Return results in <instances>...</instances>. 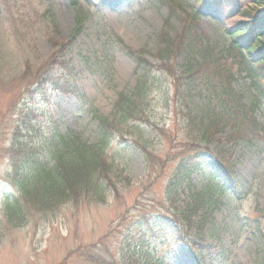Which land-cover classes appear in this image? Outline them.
Here are the masks:
<instances>
[{
    "label": "rangeland",
    "instance_id": "374dc122",
    "mask_svg": "<svg viewBox=\"0 0 264 264\" xmlns=\"http://www.w3.org/2000/svg\"><path fill=\"white\" fill-rule=\"evenodd\" d=\"M253 10L264 15V2L0 0V264H128L124 257L131 255L140 264H264V97L255 113L263 128L257 137L233 140L232 127L220 126L208 146L231 151L225 157L229 177L215 170L212 153L204 151L200 171L174 179L177 154L185 152L187 141L185 104L200 119L247 104L255 94V82L237 62L245 53L224 50L220 61L211 58L229 45L224 31ZM190 24L192 59L209 65L191 93L186 83L176 93L170 77L158 76L148 97V120L121 123L125 137L108 152L118 191L106 185L104 202L84 199L47 215L31 210L23 223L10 222L7 198L19 195L11 182L12 144L30 136L16 127L20 107L35 114H29L37 129L31 144L52 147L56 133L92 143L101 133L96 115L114 118L119 94L134 89L138 59L159 63L163 35L176 37ZM53 41L71 43L67 57L76 72L70 79L75 91L46 86L47 101L39 95L20 99L19 76L51 56ZM185 65L180 57V75ZM53 74L69 78L58 67ZM154 215L165 218L164 225L147 230L145 219Z\"/></svg>",
    "mask_w": 264,
    "mask_h": 264
},
{
    "label": "trees",
    "instance_id": "16d2710c",
    "mask_svg": "<svg viewBox=\"0 0 264 264\" xmlns=\"http://www.w3.org/2000/svg\"><path fill=\"white\" fill-rule=\"evenodd\" d=\"M255 1L264 2V0ZM190 18L194 22L196 14H191ZM192 26L190 24L188 29L176 37H171L168 34L163 35V45L156 53L159 63H153L142 56L138 59L141 74L134 89L130 94H119L114 104V118L96 115L101 133L97 140L92 143L82 140L79 135L62 136L56 133L51 141L52 147H46L42 141L40 143L35 141L31 144V134L36 133L37 129L30 122L29 114L33 116L35 114L26 112L24 108L20 107L17 113L19 114L18 121L21 123L16 127H24L26 135L29 134L30 136L26 142L22 140L18 142L17 138H14L12 144L14 151H12L10 163L15 176H12L11 182L16 186L19 195L7 198L6 218L10 222L23 223L31 210L47 215L56 213L64 204L77 203L84 199L104 202L103 192L106 185H109L114 192L118 191L117 184L112 178L115 165L110 160L108 152L114 140H122L125 137L119 127L122 125L121 123L145 119L148 97L153 86L156 85L158 76L170 77L176 88V93H179L185 83L188 84V93H191L199 87L196 79L202 78L198 76L209 65L208 61L192 59V53L195 51L192 49L194 37L189 31ZM224 33L229 40V45L227 49L224 47L218 56L212 55V60L218 62L224 58L222 55L224 50H226V54H230L233 50L240 55L245 53L246 56L241 55L242 59H238L237 62L240 71L255 82V94L247 104L242 103L239 106L220 109L219 112H214L213 116L207 115L206 118L200 119L194 116L189 105L185 104L187 107L185 115L188 123L185 134L186 140L190 141L191 144L190 142L187 144L186 141L185 152L177 154L180 156L181 153V156L175 167V181L201 170L204 151L212 153L215 170L229 177V172L232 170L229 171L225 157L231 151L220 145L213 149L208 147L220 130V126L230 125L232 127L230 139L237 141H250L263 131L255 113L261 108L260 98L264 97V15L255 12V10L248 12L246 21L232 23ZM52 45L53 53L46 61L34 67L27 65L26 70L19 76L17 90L20 99L29 98L33 100L35 96L39 95L45 102L48 100L46 86L66 94L75 91L70 79L75 76L76 72H74L71 61L67 57L71 43L53 41ZM180 57L186 60L184 75H180L178 72V59ZM57 67L63 69L69 78L54 75L53 71ZM202 80L203 83L204 78ZM205 82V85L209 86L211 81L206 78ZM17 107L18 104L13 107L14 111ZM145 120H148V117ZM203 145L205 146L203 147ZM40 153H46L47 158L41 159ZM16 176L17 178H15ZM203 219L200 217V224H202ZM145 220L149 224L147 230H152L155 226L164 225L166 219L161 215H154ZM200 224L197 226L201 231L204 226ZM176 239L178 241L185 240L180 234H177ZM124 262L140 264L132 255L128 258L124 257ZM112 264H116V262Z\"/></svg>",
    "mask_w": 264,
    "mask_h": 264
}]
</instances>
